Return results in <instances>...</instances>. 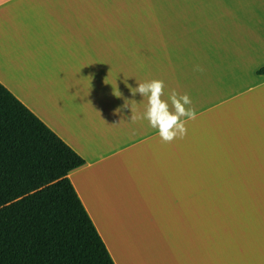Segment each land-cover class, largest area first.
Wrapping results in <instances>:
<instances>
[{"label": "crops", "instance_id": "0c3cea01", "mask_svg": "<svg viewBox=\"0 0 264 264\" xmlns=\"http://www.w3.org/2000/svg\"><path fill=\"white\" fill-rule=\"evenodd\" d=\"M234 1L0 3V83L84 159L67 177L115 264H264V9ZM153 78L192 99L182 140L131 120ZM246 182L253 207L208 214Z\"/></svg>", "mask_w": 264, "mask_h": 264}, {"label": "trees", "instance_id": "16d2710c", "mask_svg": "<svg viewBox=\"0 0 264 264\" xmlns=\"http://www.w3.org/2000/svg\"><path fill=\"white\" fill-rule=\"evenodd\" d=\"M83 163L0 83V264H115L67 177Z\"/></svg>", "mask_w": 264, "mask_h": 264}, {"label": "clouds", "instance_id": "9594fccd", "mask_svg": "<svg viewBox=\"0 0 264 264\" xmlns=\"http://www.w3.org/2000/svg\"><path fill=\"white\" fill-rule=\"evenodd\" d=\"M2 2L4 0H0V3ZM194 71L203 72L204 68L196 65ZM130 91L133 95L139 93L147 101L142 113H133L131 108V120L133 122L146 120L149 127L157 130L161 141L164 143L182 140L187 136L188 122L197 118L196 109L187 92L173 88L168 91L167 99H164L165 82L158 78L139 82L137 87H130ZM114 95L119 97L121 93L116 90ZM128 105L129 102L125 101L124 106L127 107Z\"/></svg>", "mask_w": 264, "mask_h": 264}, {"label": "rangeland", "instance_id": "374dc122", "mask_svg": "<svg viewBox=\"0 0 264 264\" xmlns=\"http://www.w3.org/2000/svg\"><path fill=\"white\" fill-rule=\"evenodd\" d=\"M228 2L230 4H237V2H235L234 0H228ZM257 2V3H255ZM254 3V4H253ZM253 3H251V7L252 6H259L258 10L257 8H252L255 9L257 11H263L264 9V5H261L259 3V1L255 0L253 1ZM243 4V3H240ZM235 171V170H234ZM212 187V194L209 195L207 197L206 200V205H207V210H208V214H213V218L214 217H220L223 225H227L224 224L223 219H225L226 214L229 211H236L238 208L237 207H233L231 208V205L229 204V200L237 201V205L238 207H240V209H243L245 206H249L251 205L253 207L254 201L252 200V194L254 195V186L252 183H248L246 182L241 189V192H238L237 190V186H236V192L232 191V193H227L226 192V188L229 186V184L227 183H223V184H217V183H213L212 185H210ZM208 185V187H210ZM229 199V200H228ZM198 202L199 204L202 203V198H198L197 201H195V204ZM192 205L194 206V201L192 202ZM204 212H199L197 214V220H196V224L197 225H204L205 220H204ZM210 219V218H209ZM210 224V223H208ZM228 226H234L237 227L234 224H229Z\"/></svg>", "mask_w": 264, "mask_h": 264}, {"label": "bare ground", "instance_id": "6f19581e", "mask_svg": "<svg viewBox=\"0 0 264 264\" xmlns=\"http://www.w3.org/2000/svg\"><path fill=\"white\" fill-rule=\"evenodd\" d=\"M261 5H264V0H257Z\"/></svg>", "mask_w": 264, "mask_h": 264}]
</instances>
